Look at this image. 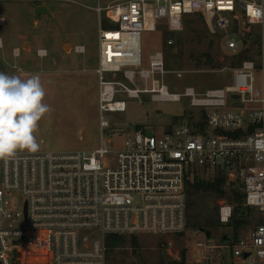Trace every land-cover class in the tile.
<instances>
[{"label":"built area","instance_id":"2783aa9c","mask_svg":"<svg viewBox=\"0 0 264 264\" xmlns=\"http://www.w3.org/2000/svg\"><path fill=\"white\" fill-rule=\"evenodd\" d=\"M94 1L98 141L80 152L0 159V264H106L109 236H180L186 184L198 171L238 182L241 205L256 209L260 221L246 239L195 237L194 264H264V16L254 20L248 11L250 4L264 9V0ZM190 16L204 21L226 53L249 50V57L231 70L228 85L171 93L161 52L142 68L141 34L161 22L179 30ZM251 28L258 29L254 51L245 43ZM142 98L185 99L205 113L202 131L187 121L161 133L135 126L122 132L118 149L106 145L112 115L126 112L127 99L141 105ZM217 219L227 229L233 207L219 206Z\"/></svg>","mask_w":264,"mask_h":264},{"label":"rangeland","instance_id":"374dc122","mask_svg":"<svg viewBox=\"0 0 264 264\" xmlns=\"http://www.w3.org/2000/svg\"><path fill=\"white\" fill-rule=\"evenodd\" d=\"M94 0H0V72L22 79L38 75L45 90L44 103L52 109L39 122L36 133L40 150L35 153H74L89 150L80 140L82 129L89 130L98 141L97 64L98 21ZM38 7L49 10L50 17L34 15ZM253 41L247 45L255 50L258 29L251 28ZM229 35L225 39L233 38ZM168 42H171L168 45ZM256 42V43H255ZM143 69L156 51L164 56V84L171 93L191 87L198 92L228 85L231 70L238 56L229 55L208 32L197 16L185 17L181 28L168 30L161 22L155 32L141 34ZM83 48V52L76 49ZM180 74L181 77H177ZM171 89V90H170ZM143 99L126 100V112L112 115L104 143L113 149L122 143V132L142 126L161 133L187 121L201 122L200 111L189 102L152 103ZM111 131L114 134H111ZM17 153H31L18 151ZM216 174L198 171L197 180L210 183ZM195 177L191 178L190 183ZM224 194L197 190L187 192V227L180 236H134L137 248L130 246L132 237H125L122 247L107 254L106 264H194V238L222 239L232 231L220 227L219 206L237 208L234 195L240 184L225 180ZM238 234L246 239L259 223V212L249 209ZM233 226V225H232ZM234 227V226H233ZM235 228V227H234ZM203 231V232H202ZM205 231L210 232L207 237Z\"/></svg>","mask_w":264,"mask_h":264},{"label":"clouds","instance_id":"9594fccd","mask_svg":"<svg viewBox=\"0 0 264 264\" xmlns=\"http://www.w3.org/2000/svg\"><path fill=\"white\" fill-rule=\"evenodd\" d=\"M248 11L254 20L264 16V9L255 4H250ZM44 97L38 75L22 79L0 72V159H10L18 151L40 150L36 137L39 122L52 110L43 102Z\"/></svg>","mask_w":264,"mask_h":264},{"label":"trees","instance_id":"16d2710c","mask_svg":"<svg viewBox=\"0 0 264 264\" xmlns=\"http://www.w3.org/2000/svg\"><path fill=\"white\" fill-rule=\"evenodd\" d=\"M254 39H251L249 37L245 38V43L246 45L253 41ZM256 41V39H255ZM256 43V42H255ZM249 50H246L243 53H240L237 59V62L232 63V66H236L238 65L241 61H243L244 59H248L249 57ZM171 90V89H170ZM204 90H202L201 92H203ZM199 115H201V119L202 121L196 125V127H198V129H200V131H202V127H203V123H204V112H200ZM196 122H192L190 124L195 125ZM195 179L193 180L192 183H190V180L187 181L186 184V189L189 187H195L197 190H203V191H211L214 193H221L224 194L223 191V187L225 184V180L226 178L222 175V174H216L215 177L212 179V181L210 183H205L202 181L197 180L196 176H194ZM241 191V188H240ZM235 200H238L239 205L237 208L233 209V219L231 224L228 226L227 229H230L232 232V236L234 238L237 237L238 232H239V228L244 225V222L242 221V218L246 217L247 213L249 212L247 208H244L241 204H242V192L240 193H236V195H234ZM235 227H233V226ZM131 241H130V246L133 248H137V243L135 242V239L133 238L134 236H131ZM106 246H107V254H110L111 252L114 251V249L122 247V245L125 242V237H120V236H109L106 238Z\"/></svg>","mask_w":264,"mask_h":264},{"label":"water","instance_id":"95a60500","mask_svg":"<svg viewBox=\"0 0 264 264\" xmlns=\"http://www.w3.org/2000/svg\"><path fill=\"white\" fill-rule=\"evenodd\" d=\"M40 14H44L45 16L50 17L49 10L47 8H45V7H38V8H36L34 10L35 17H37ZM80 140L87 147V146H90L93 143V136H92V134H91V132L89 130L83 129L81 134H80ZM243 219H245V217L242 218V221H244ZM205 234H206L207 237L210 236V232H208V231H205ZM222 239L225 240V236ZM161 264H163V263H161Z\"/></svg>","mask_w":264,"mask_h":264},{"label":"crops","instance_id":"0c3cea01","mask_svg":"<svg viewBox=\"0 0 264 264\" xmlns=\"http://www.w3.org/2000/svg\"><path fill=\"white\" fill-rule=\"evenodd\" d=\"M83 129H85V128H83ZM83 129H82V130H83ZM223 237H224V236H223ZM225 238H226V237H225ZM222 240H223V239H222Z\"/></svg>","mask_w":264,"mask_h":264}]
</instances>
